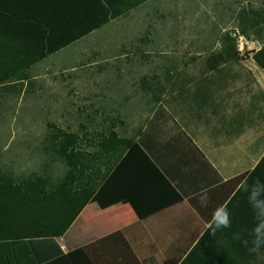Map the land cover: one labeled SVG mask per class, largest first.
I'll return each mask as SVG.
<instances>
[{
    "label": "crops",
    "instance_id": "obj_1",
    "mask_svg": "<svg viewBox=\"0 0 264 264\" xmlns=\"http://www.w3.org/2000/svg\"><path fill=\"white\" fill-rule=\"evenodd\" d=\"M203 72L192 84L164 83L160 100L145 101L152 104L146 121L128 123V135L126 127L119 132L142 145L180 200L135 163L130 148L63 235L5 242L0 264H73L64 254L78 247L91 264H178L264 154V70L225 62ZM126 88L134 89L119 90ZM128 93L120 101L130 100L124 111L133 121L142 104Z\"/></svg>",
    "mask_w": 264,
    "mask_h": 264
},
{
    "label": "rangeland",
    "instance_id": "obj_2",
    "mask_svg": "<svg viewBox=\"0 0 264 264\" xmlns=\"http://www.w3.org/2000/svg\"><path fill=\"white\" fill-rule=\"evenodd\" d=\"M114 20L33 65V83L20 94L0 92L1 172L45 175L55 183L66 165L47 141L48 123L88 134L107 131L113 118L119 132L127 130L150 114L143 78L192 84L205 67L256 64L251 51L264 43V0H147ZM220 51L237 56L221 60ZM185 73L189 78L181 79ZM124 93L142 104L133 121L124 111L130 100L121 105Z\"/></svg>",
    "mask_w": 264,
    "mask_h": 264
},
{
    "label": "trees",
    "instance_id": "obj_3",
    "mask_svg": "<svg viewBox=\"0 0 264 264\" xmlns=\"http://www.w3.org/2000/svg\"><path fill=\"white\" fill-rule=\"evenodd\" d=\"M145 1L0 0V92L20 94L33 83L34 64ZM251 52L264 70V43ZM217 54L225 56L221 60L237 56ZM142 83L140 89L155 101L167 87L160 81L144 83V78ZM109 121L107 131L88 134L48 123L47 141L66 165L55 183L45 175L18 178L0 171V246L63 235L130 148L135 163L147 165L150 177L162 179L174 191V201L181 199L142 145L120 134L113 118ZM117 122L122 123L119 118ZM221 210L227 211L229 225L217 227L213 219L178 264H264V154ZM254 224L261 227L256 230ZM64 256L73 264H91L81 247Z\"/></svg>",
    "mask_w": 264,
    "mask_h": 264
},
{
    "label": "clouds",
    "instance_id": "obj_4",
    "mask_svg": "<svg viewBox=\"0 0 264 264\" xmlns=\"http://www.w3.org/2000/svg\"><path fill=\"white\" fill-rule=\"evenodd\" d=\"M213 218L216 221L217 227H220V226L227 227L229 225L228 213L225 210H221V208H218L214 211ZM259 227H261L260 224L253 225V228L256 230H258Z\"/></svg>",
    "mask_w": 264,
    "mask_h": 264
}]
</instances>
